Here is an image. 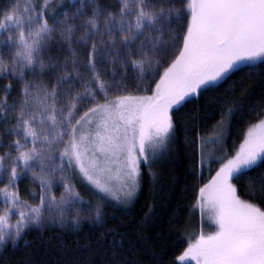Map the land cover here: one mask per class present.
I'll use <instances>...</instances> for the list:
<instances>
[{
	"label": "snow or ice",
	"instance_id": "snow-or-ice-1",
	"mask_svg": "<svg viewBox=\"0 0 264 264\" xmlns=\"http://www.w3.org/2000/svg\"><path fill=\"white\" fill-rule=\"evenodd\" d=\"M169 164L214 227L171 264H264V0H0V256L158 264L120 211Z\"/></svg>",
	"mask_w": 264,
	"mask_h": 264
},
{
	"label": "trees",
	"instance_id": "trees-1",
	"mask_svg": "<svg viewBox=\"0 0 264 264\" xmlns=\"http://www.w3.org/2000/svg\"><path fill=\"white\" fill-rule=\"evenodd\" d=\"M255 122V118H253ZM246 128V125L243 126ZM242 135L233 134L228 139L230 146L238 147L239 142L242 139ZM211 177L207 172L204 173L203 180L200 182H206ZM197 180H200L197 177ZM192 177L185 176L184 169L173 164H169L166 169L165 177L160 180L154 188L150 186L149 179L145 177L144 186L142 190L137 194L135 201L120 214H126L129 217H143L144 212L148 210V205L155 204V224H147L145 227V233L149 236L152 244L155 245L157 253H162L159 258L158 264H171L172 260L184 247L187 246V238H183L182 242L178 241L177 237L172 234L176 228L180 230L191 229V227H197L198 216L197 210L190 212L191 205L195 202V192L191 185ZM27 183V182H25ZM187 186V187H186ZM199 185L197 184V187ZM23 187V185H22ZM117 210H122L123 206L117 204ZM179 210L180 220L177 225H169L168 220L171 218L172 213L175 210ZM109 212L112 208L108 209ZM91 230V226L87 223L84 224L81 236L83 233H87ZM36 232H30L25 239L33 240L36 237ZM52 232L48 231L45 236H51ZM77 237L68 236L66 240L69 242V246L73 240ZM81 242H83L81 240ZM24 241H20V248L23 249ZM31 251L34 254L36 249L20 250L9 244L8 248L4 250V255L0 256V264H27L30 259H44L51 260L56 259L59 264V258L56 257L55 252L49 249L51 255L44 251H39L38 255L30 257L28 252ZM85 264H99V260L94 259L92 256L78 253L77 254ZM148 257L145 256V260ZM194 264V262H189Z\"/></svg>",
	"mask_w": 264,
	"mask_h": 264
},
{
	"label": "rangeland",
	"instance_id": "rangeland-1",
	"mask_svg": "<svg viewBox=\"0 0 264 264\" xmlns=\"http://www.w3.org/2000/svg\"><path fill=\"white\" fill-rule=\"evenodd\" d=\"M197 216H198V220H199L198 224H197V227H191V229L188 230L189 232H193L194 231V232L198 233L200 231L201 227H203L204 231H206V232L214 230V227H212L210 225V222H208L207 219H205L203 223L201 222L200 213H199L198 209H197Z\"/></svg>",
	"mask_w": 264,
	"mask_h": 264
}]
</instances>
